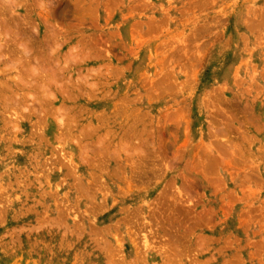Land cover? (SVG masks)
I'll return each mask as SVG.
<instances>
[{
    "label": "rangeland",
    "instance_id": "1",
    "mask_svg": "<svg viewBox=\"0 0 264 264\" xmlns=\"http://www.w3.org/2000/svg\"><path fill=\"white\" fill-rule=\"evenodd\" d=\"M0 264H264V0H0Z\"/></svg>",
    "mask_w": 264,
    "mask_h": 264
},
{
    "label": "bare ground",
    "instance_id": "2",
    "mask_svg": "<svg viewBox=\"0 0 264 264\" xmlns=\"http://www.w3.org/2000/svg\"><path fill=\"white\" fill-rule=\"evenodd\" d=\"M43 88H44V85H43ZM42 89V88H41ZM46 89V88H45ZM46 92V91H45ZM42 93V92H41ZM50 96V95H49Z\"/></svg>",
    "mask_w": 264,
    "mask_h": 264
}]
</instances>
